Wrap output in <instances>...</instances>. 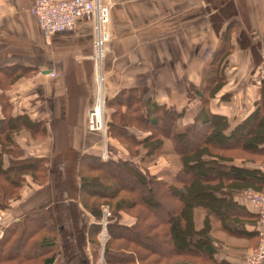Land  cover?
Instances as JSON below:
<instances>
[{
	"label": "crops",
	"instance_id": "0c3cea01",
	"mask_svg": "<svg viewBox=\"0 0 264 264\" xmlns=\"http://www.w3.org/2000/svg\"><path fill=\"white\" fill-rule=\"evenodd\" d=\"M101 1L112 4L111 39L101 62L107 100L123 89L136 88L145 102L176 106L182 113L180 127L192 122L201 102L189 100L188 94L192 86L204 83L229 27L232 49L222 64L224 83L211 97L210 111L226 116L234 128L257 108L264 90V0ZM34 2L0 0V94L6 96L13 116L26 115L46 124V138L22 131L16 141L25 155L47 159L48 180L41 185L29 179L21 197L5 210L2 226L33 208L51 207L60 244L54 264H100L88 232L97 219L84 208L79 192L81 156H102L104 143L103 134L90 132L87 121L100 66L94 25L82 19L74 29L47 39L31 13ZM105 142L115 149V157L124 153L117 139L107 135ZM259 161L264 160L237 158L228 163L256 168ZM147 166L150 173L170 178L180 162L163 156ZM234 199L253 211L244 192ZM202 215L200 211L197 222ZM121 222L131 225L135 218L122 213ZM245 227L255 231L256 223ZM215 234L219 262L246 264L249 247L258 244L259 236L252 240L219 230Z\"/></svg>",
	"mask_w": 264,
	"mask_h": 264
},
{
	"label": "trees",
	"instance_id": "16d2710c",
	"mask_svg": "<svg viewBox=\"0 0 264 264\" xmlns=\"http://www.w3.org/2000/svg\"><path fill=\"white\" fill-rule=\"evenodd\" d=\"M230 39L228 27L204 83L192 86L188 94L189 100L200 99L201 111L185 126H179L182 113L176 106L145 102L136 88L123 89L109 100L114 107L109 136L132 147L143 146L145 154L139 161L121 156L104 160L96 153L80 158V199L97 219L88 232L95 258L103 246L102 264H230L215 258V231L257 238L258 215L234 196L247 188L264 191V173L228 162L264 160V90L257 108L234 128L226 116L212 113L209 106L224 83L221 69L232 49ZM0 107L1 211L21 197L29 179L45 184L48 168L45 157L25 155L16 141L22 131L36 139L46 138L44 121L13 116L4 94H0ZM133 127L146 134L139 138ZM161 156L180 162L170 178L150 173L147 166V161ZM105 208L111 216L101 240ZM122 213L133 216L135 222L123 224ZM246 223H256L255 231H248ZM59 254L58 224L51 207L33 208L2 227L0 264H54Z\"/></svg>",
	"mask_w": 264,
	"mask_h": 264
},
{
	"label": "built area",
	"instance_id": "2783aa9c",
	"mask_svg": "<svg viewBox=\"0 0 264 264\" xmlns=\"http://www.w3.org/2000/svg\"><path fill=\"white\" fill-rule=\"evenodd\" d=\"M111 11L112 4L103 3L101 0H35L31 7V13L36 17L47 39L52 38L56 33L74 29L82 19H87L94 25L95 57L100 62V66L97 74V95L92 107L89 109L87 121L90 132H101L103 134L102 157L104 160H107L110 155L105 144L107 129L104 117L105 95L101 62L105 55L106 45L111 39L109 30ZM256 169L264 173V161L259 162ZM245 198L259 218V244L256 249L246 254L245 263L264 264V191L249 188L245 190ZM5 214V210L0 212V226H2ZM110 216L111 212L105 208L101 221L104 235Z\"/></svg>",
	"mask_w": 264,
	"mask_h": 264
},
{
	"label": "rangeland",
	"instance_id": "374dc122",
	"mask_svg": "<svg viewBox=\"0 0 264 264\" xmlns=\"http://www.w3.org/2000/svg\"><path fill=\"white\" fill-rule=\"evenodd\" d=\"M104 87V86H103ZM96 95H97V86H96V94H95V99H96ZM104 98H105V111H104V117H105V120H106V129H107V135L109 136V133H108V127H109V122H110V120L112 119L111 118V115H112V112L114 111V107L113 106H111V105H109V100H107V98H106V96H104ZM125 108H123V110H124ZM132 130H133V132L134 133H136V134H138V136H139V138H141V137H143L145 134H146V132L145 131H142L141 129H137V128H135V127H133L132 128ZM113 138V137H112ZM93 139V141H96L97 140V137H94V138H92ZM113 139H116V138H113ZM103 140H104V137H103ZM117 141L121 144V146H122V149L120 148V150L122 151V152H124V153H122L120 156L121 157H125V158H131V159H133V160H140L139 158L142 156V155H144L145 154V149H144V147L143 146H140V147H132V145L131 144H128L127 142H123V141H120L119 139H117ZM104 144V143H103ZM114 146V145H113ZM112 149H113V151H112ZM107 150H108V153H109V155L110 156H115V154H113L114 153V148L108 143L107 144ZM120 151V152H121ZM140 152V155L138 156V155H135L136 154V152ZM111 153H112V155H111ZM161 157H163V156H161ZM161 157H159V158H157V159H154V160H159ZM165 157V156H164ZM110 158V157H109ZM108 158V159H109ZM165 158H167V159H169V160H178V159H176L175 157H165ZM107 159V160H108ZM146 160H151V158H148V159H146ZM153 160V159H152ZM152 162H154V161H152ZM151 161L150 162H148L147 161V163L149 164H151L152 163ZM260 162V161H259ZM258 162V163H259ZM257 163V164H258ZM147 164V165H148ZM251 189H254V188H251ZM255 190V189H254ZM256 191H258V190H256ZM262 191V190H261ZM244 194H245V191H244ZM2 211V210H1ZM0 211V212H1ZM197 219H199V217H197ZM102 221V220H101ZM108 222H109V218H108ZM0 228H1V230H0V234H2V226H0ZM214 235H216L215 234V232H214ZM258 236H259V234H258ZM103 238H104V232H103V228H102V232H101V235H100V239L101 240H103ZM102 242V241H101ZM258 244H259V237H258ZM258 244L255 246L254 244L252 245V246H250L249 248H250V251H252V250H254V249H256L257 248V246H258ZM98 247V246H97ZM102 244H101V246H99V254H98V261H100V264H102V252H103V249H102ZM249 248H247L246 247V249H249ZM161 249H163V247H161Z\"/></svg>",
	"mask_w": 264,
	"mask_h": 264
}]
</instances>
